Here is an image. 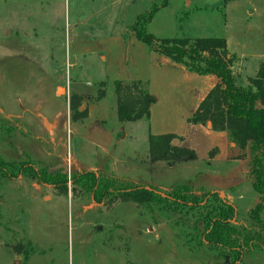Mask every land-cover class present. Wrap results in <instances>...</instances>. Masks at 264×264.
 Returning <instances> with one entry per match:
<instances>
[{
	"label": "rangeland",
	"instance_id": "rangeland-1",
	"mask_svg": "<svg viewBox=\"0 0 264 264\" xmlns=\"http://www.w3.org/2000/svg\"><path fill=\"white\" fill-rule=\"evenodd\" d=\"M155 4L160 5L158 0H0V159L5 161L0 166L4 170L0 172V264L16 261L19 264H231L221 250L202 242L201 210L171 211L163 204L141 206L110 200L97 204L92 194L74 186L71 180L84 173L75 170L79 159L90 167V154L79 152L81 148L77 151L71 137L58 133L51 138L45 132L39 133L43 125L39 114L54 109L49 94L52 82L46 71L53 74L57 71L67 81L66 42L74 25L115 26L119 19L131 23L136 10H140L137 15H144ZM259 8L263 9L264 5L259 4ZM253 10L247 1L223 6V0H169L168 7L155 15L147 31L159 39H228L231 50L236 51L239 44H246L247 58L240 64L242 77L254 78L264 63V15L255 13L250 18ZM113 61L117 74H121L126 69L123 60L113 58ZM235 69L233 66L236 75ZM114 82L106 87L97 85L93 97L100 88H105L106 101L112 106L116 99ZM238 83L243 81L238 78ZM64 91L61 88L60 95ZM80 96L87 97L85 101L92 97L87 93ZM28 102L38 106V111L29 110L30 106L25 108ZM55 106L66 109L67 104L60 101ZM25 110L32 113L24 115ZM33 114L35 127L32 122V127H28L25 122ZM141 146L124 143V154L119 156L125 170L121 179L109 169L97 173L106 178L112 191L153 186L165 192L173 188L162 186L188 184L190 193L198 197L223 192L234 196L236 227L241 237L258 239L260 232L248 217V211L261 200L250 180V158L249 163L233 164L231 170H226L225 165H213L210 174L209 169L192 163L173 170L160 167L150 170L143 163ZM54 164L65 169L51 171L42 167ZM24 165L29 167L23 174ZM30 167L49 175L66 174L68 183L56 188L40 182ZM240 171L244 174L241 191L245 192V186L248 188L242 199L236 192L239 185L230 186L226 180L227 173L238 176ZM135 174L142 176L136 178ZM246 175L248 184L244 180ZM243 264H264V250L246 253Z\"/></svg>",
	"mask_w": 264,
	"mask_h": 264
},
{
	"label": "crops",
	"instance_id": "crops-1",
	"mask_svg": "<svg viewBox=\"0 0 264 264\" xmlns=\"http://www.w3.org/2000/svg\"><path fill=\"white\" fill-rule=\"evenodd\" d=\"M246 1L249 2L251 7H254L250 18L255 13L258 16L264 15V8H259V4L264 5V0H240L239 2ZM139 11H135L134 20L131 23L119 19L115 26L108 24L104 27L94 25L87 28L80 27L78 24L74 25L72 35L67 36L66 42L68 49V56L65 62L67 66V81L65 82L64 76L57 74V71L54 74L46 71V74L48 73L47 77L52 82L49 94L53 97L54 109L42 112L43 108L41 107L40 112L42 113L39 114V118L43 125H41L39 133L45 132V135L47 134L51 138L56 137L58 133L71 137L74 140L77 151L81 148L82 150L79 152L90 154V160L92 161L90 167H88L89 164L79 159V163L76 162L75 164L76 172L92 171L98 173L101 170L108 171L109 169L112 174L120 179L122 177L121 174L125 170L122 168L124 162L120 160L119 156L124 154L123 147L124 143L127 142L133 145L142 144V151L140 152L144 154L143 163L150 166V170H153L154 167L173 170L179 165L192 163L209 169L207 173L210 174L213 172L211 171L213 169L212 166L216 164L225 165L226 170H231L232 165L235 163H249V159L237 160L232 158L237 155L239 148L235 143L231 142L228 132L214 131L209 124L203 126L189 123V119L197 112L201 103L217 86L218 79L213 75L203 76L189 72L184 66L175 64L171 59L151 52L149 47L139 41L131 31V27L135 24L138 17L141 16L137 15ZM88 31L97 34L92 36L82 35V33H88ZM7 35L10 36V32ZM225 40L230 56L237 61L234 69L236 68L235 70L238 72L236 73L237 78L243 81V84L239 85L246 86L251 78L242 77L243 70L240 64L241 60L247 58L245 53L247 45L239 44L237 49L241 51L237 50V52L236 50H231L229 40ZM113 58H121L123 60V69L126 68L119 75L117 74L118 69ZM237 63L238 65L236 66ZM262 64H260L258 72ZM114 81L123 83L143 82L148 85L149 92L154 97L155 103L151 106L150 117L147 121L120 123L113 115L111 105L106 101L107 98L101 101L88 100L83 102L80 111L87 110L88 118L85 121L72 120L69 108V98L72 94L85 95L87 93V95L89 94L93 97L99 83H111ZM61 88L65 90L64 95H60ZM60 101L66 102V109L55 106ZM24 106L25 108L30 106L29 110L31 111H38L39 109L37 108L38 106L29 102L25 103ZM31 107L34 108L32 109ZM29 110L28 112L26 110L23 111V114H28L29 116L32 113ZM111 113L112 116H109ZM48 114H51V116H47ZM33 120H36L35 114L27 118V122L23 119L28 127H32L30 122L35 127V121ZM169 134L176 136L172 141V146L194 152L196 160H151L149 157V137L151 135L161 136ZM48 152L52 153V150H48ZM42 167L51 171L59 168L65 169V166L58 164H54L51 167L42 165ZM85 169L88 170L86 171ZM237 174L238 176L232 172L227 173L226 180H228L230 186L237 187L239 185L236 192L239 194V198L242 199L244 198V193L248 194V188L245 186V192L241 191V187H243L241 178H243L244 174L241 171ZM141 176L135 174L134 177L140 178ZM224 177L225 175L222 176V179ZM244 180L248 184L249 177L246 175ZM136 183H140V181H136ZM180 186L189 185L178 184L175 187ZM162 187L165 189L175 188L173 185ZM198 189L202 190L203 188L198 186ZM217 193L221 198L223 197V199L233 205L234 196H229L223 192Z\"/></svg>",
	"mask_w": 264,
	"mask_h": 264
},
{
	"label": "trees",
	"instance_id": "trees-1",
	"mask_svg": "<svg viewBox=\"0 0 264 264\" xmlns=\"http://www.w3.org/2000/svg\"><path fill=\"white\" fill-rule=\"evenodd\" d=\"M152 10L138 17L131 31L139 41L146 44L150 51L171 59L175 64L184 66L189 72L198 75H213L218 84L201 103L197 112L189 119L194 125L207 126L214 131L228 132L231 142L239 152L232 157L237 160L250 158V179L255 192L261 196L258 205L248 213L249 219L259 230L257 238L241 237L236 227L238 213L236 207L221 198L218 193H208L202 197L192 195L187 186H180L165 192L151 187H132L112 191L106 178L96 172H84L72 177L73 185L92 194L97 204L111 202H132L141 206L163 204L171 211L188 209L201 210L200 223L203 227V243L221 254L231 264H243L246 253L257 249L264 250V64L258 74L246 86L239 85L233 72L235 59L230 56L227 42L223 38H181L159 39L147 31L155 15L168 6L169 0H158ZM240 0H223V6ZM100 87L109 83H99ZM115 103L111 106L113 115L120 123L147 121L151 106L155 103L148 85L143 82L112 83ZM107 98L106 89H101L89 101ZM74 94L70 97V111L73 121H85L87 110L80 111L83 101L87 100ZM175 135L149 137V154L153 161L196 160L194 152L172 146ZM0 159V166H4ZM0 168V172L4 170ZM29 165L21 167L24 174ZM33 169L40 182L53 184L56 188L67 185V175L61 172L52 174ZM114 185V183H113ZM257 239V240H256Z\"/></svg>",
	"mask_w": 264,
	"mask_h": 264
},
{
	"label": "water",
	"instance_id": "water-1",
	"mask_svg": "<svg viewBox=\"0 0 264 264\" xmlns=\"http://www.w3.org/2000/svg\"><path fill=\"white\" fill-rule=\"evenodd\" d=\"M211 126V124H209ZM20 262L19 261H16L15 264H19Z\"/></svg>",
	"mask_w": 264,
	"mask_h": 264
}]
</instances>
